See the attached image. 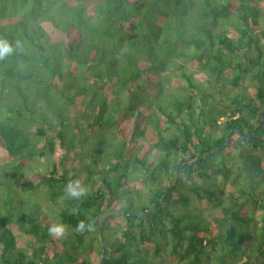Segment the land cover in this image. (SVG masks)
<instances>
[{
  "label": "trees",
  "instance_id": "trees-1",
  "mask_svg": "<svg viewBox=\"0 0 264 264\" xmlns=\"http://www.w3.org/2000/svg\"><path fill=\"white\" fill-rule=\"evenodd\" d=\"M0 40L12 49L0 58V154L20 163L2 176L39 145L32 122L53 159L38 181H16L29 199L45 191L49 214L0 203V264H101L104 248V264H264V124L247 140L264 109V0H0ZM76 106L81 117L99 106L91 126L116 119L114 152L106 130L87 147L71 136ZM133 136L154 150L133 153ZM77 178L79 201L66 193ZM79 220L93 229L75 232ZM56 222L65 237L49 235Z\"/></svg>",
  "mask_w": 264,
  "mask_h": 264
},
{
  "label": "rangeland",
  "instance_id": "rangeland-1",
  "mask_svg": "<svg viewBox=\"0 0 264 264\" xmlns=\"http://www.w3.org/2000/svg\"><path fill=\"white\" fill-rule=\"evenodd\" d=\"M12 7H13V11L15 12H20L22 13V10L24 11L25 10V5L24 3H15V4H12ZM163 27H169L168 24H165L163 25ZM232 30V29H231ZM172 42H175L182 39L181 37L183 36L177 29H174L172 31ZM154 43H157V42H154ZM168 46L169 44H158V47L163 51V52H168ZM171 54V52H170ZM111 56H114V55H111ZM171 57V55H170ZM172 60V58H170ZM107 60H110L109 59V56H108V59ZM172 62H174L172 60ZM128 94L131 96V92L128 93L123 91L121 92L120 96L121 98L124 100V101H128ZM140 94V92L138 91L137 92V97L138 95ZM152 107V106H150ZM98 108L99 106H96V107H89L86 111L87 113L85 114L84 117H81L84 113V108L82 106H76L74 108V114H76L77 112L75 111H79L76 116L79 120V125H74L72 126L73 127V131H71V136L72 137H76L77 140H82L83 144L87 147V146H90L92 144V140L93 138L96 136L97 133L99 132H103L106 130V137L108 139V142H110L109 146L108 144L106 145V150H111L113 149V152L118 148V145L120 143H113L112 142V134L115 133L116 135L118 134V125L116 123V119L115 121H112V122H109V123H105L102 127L104 128H99L97 125H88V122H93L94 121V118L97 114V111H98ZM155 108V107H154ZM117 116H114V118H116ZM113 119V118H111ZM90 120V121H89ZM156 120V119H155ZM76 124V122H75ZM39 122L38 123H35V122H32L30 123L28 126L30 128H32V134L31 136L34 137V138H38L39 139V145L37 147H33L32 149V153H28L27 154V158H26V161H24L23 163V168L20 172V170L18 169H12V170H9V172L11 174L7 175V176H2L3 175V172H1L2 170H8L10 169L9 166H2V165H6L10 162H13V159L11 157H8L4 154H0V178L1 179H4L5 182H7L9 188L6 186H0V191H3V194H0V203H2L3 205L4 204H8V207L10 208V212H16L18 210H20L22 213H23V210H25V212H29V215H31L32 217L31 218H36V214H33V208L35 206H39L42 204V209L45 210V211H48V214L49 212L51 211V207L48 205L50 204V199L49 197H47V195L45 194V191H36L35 193H31L30 195L33 196L34 199L37 200V204H34V202H36L33 198L29 199V196H28V193L24 192V189H22L20 187V184H16V181H17V178L21 176V173H22V178L24 180H34L35 182L38 181V176L36 175V173L38 174V171L42 172H46V170L48 169V166L49 164H51V162L53 161L52 157L48 156L49 153H47L45 156L47 157H44V156H41L40 154V151L45 147L44 146V143L46 142L45 140L41 139L40 137H38L36 134H34L35 132H37V128L39 126ZM142 141L141 143H137L136 142H139V141H136L139 139H136V136H133V138L129 137V138H126V140H128L130 143H129V147L131 146V143L134 145V149H133V153H137V154H141L143 155V152L141 151V149L143 148L144 150H148V151H153L154 150V146L153 144L150 142V140L148 138H144L142 137ZM101 138L98 136L96 137V140L95 142L97 144H99L101 142ZM120 139H118L119 141ZM115 141V140H114ZM117 144V145H116ZM137 145V146H136ZM138 146L141 147L140 150H138ZM117 147V148H116ZM145 147V148H144ZM57 148L59 149L60 148V145L58 144L57 145ZM3 150L0 149V153L2 152ZM25 153V151H24ZM22 159H25V158H22ZM106 157L105 155H103V158H102V162H106ZM14 164L15 163H19V161H15L13 162ZM20 164V163H19ZM17 164V165H19ZM131 175H138L140 176V171L138 169H135V167L131 166L129 168V176ZM20 195V197H19ZM44 198V199H41ZM27 198V199H25ZM42 200H44V202H42ZM34 201V202H33ZM121 206V203H117L116 207L119 208ZM198 207L201 206V204H197ZM194 207H192L193 209ZM255 216L257 218H260V215L263 213L262 211H259V210H255ZM0 214H5V210H2V213ZM51 214V213H50ZM204 215L206 217H209L210 218V211H208L207 209L204 210ZM47 222H49V216L48 218H46ZM257 223H255L251 229L254 230L255 232H258L259 231V228H260V220L259 221H256ZM18 238H29L31 239L30 236L28 235H25L23 233H18L17 234ZM21 240V239H20ZM31 249H29L30 251ZM163 264H179L178 262H173V261H170L169 259H167V256H165L164 258H160L159 259ZM180 264H183V263H180Z\"/></svg>",
  "mask_w": 264,
  "mask_h": 264
},
{
  "label": "clouds",
  "instance_id": "clouds-1",
  "mask_svg": "<svg viewBox=\"0 0 264 264\" xmlns=\"http://www.w3.org/2000/svg\"><path fill=\"white\" fill-rule=\"evenodd\" d=\"M11 45L7 42L0 40V58H3L6 54L11 51ZM66 193L70 199L73 200H81V198L86 197L88 194V188L83 183V181L79 178L69 181L66 184ZM78 209L73 208L71 210V214H77ZM93 229V225L91 222H86L85 220H79L74 228V231L77 233H84L85 231H91ZM68 231V226L63 222H56L48 227V233L51 236L56 238H63L66 236Z\"/></svg>",
  "mask_w": 264,
  "mask_h": 264
},
{
  "label": "water",
  "instance_id": "water-1",
  "mask_svg": "<svg viewBox=\"0 0 264 264\" xmlns=\"http://www.w3.org/2000/svg\"><path fill=\"white\" fill-rule=\"evenodd\" d=\"M263 124H264V109L262 110V115H261V121H260V124L256 127V129L253 131V133L251 134V136L247 139L248 142H251V141H252L254 135L256 134V132H257L258 130H260V128L262 127ZM234 132H238V129H235L232 133H230L229 136H228V138H230V136H231ZM228 143H230V142H228ZM211 150H213V149H211ZM204 152H205V150H201V151L198 152V153H194V154H192V155H190V156L184 158V159L181 161V163L178 165V167L176 168V170H175L176 180L178 179V172H179V170H180V168H181L183 162H184L185 160L192 159V158L197 157V156H201V155H203ZM171 189H172V186H171L170 189L166 192V194H165L164 196L161 197L162 200L164 199V197H165L166 195H168V194L170 193ZM149 209H150V207L143 209V210H142V213H143V212H146V211L149 210ZM103 219H104V217H102V218L100 219V226H99V229H100V230H101V228H102ZM105 252H106V249L104 248V249H103V255H102V262H101V264H104V263H105V257H104Z\"/></svg>",
  "mask_w": 264,
  "mask_h": 264
}]
</instances>
